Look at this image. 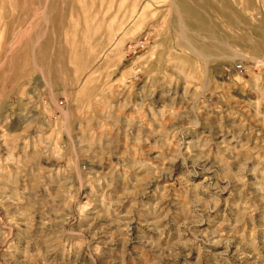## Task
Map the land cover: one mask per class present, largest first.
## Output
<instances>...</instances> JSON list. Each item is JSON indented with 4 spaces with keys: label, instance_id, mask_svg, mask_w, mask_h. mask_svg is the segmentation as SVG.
I'll return each mask as SVG.
<instances>
[{
    "label": "rangeland",
    "instance_id": "rangeland-1",
    "mask_svg": "<svg viewBox=\"0 0 264 264\" xmlns=\"http://www.w3.org/2000/svg\"><path fill=\"white\" fill-rule=\"evenodd\" d=\"M0 264H264V0H0Z\"/></svg>",
    "mask_w": 264,
    "mask_h": 264
},
{
    "label": "bare ground",
    "instance_id": "bare-ground-1",
    "mask_svg": "<svg viewBox=\"0 0 264 264\" xmlns=\"http://www.w3.org/2000/svg\"><path fill=\"white\" fill-rule=\"evenodd\" d=\"M23 119V118H22Z\"/></svg>",
    "mask_w": 264,
    "mask_h": 264
}]
</instances>
